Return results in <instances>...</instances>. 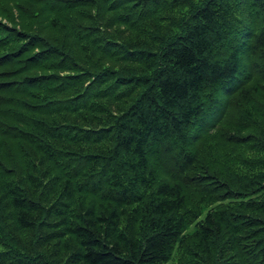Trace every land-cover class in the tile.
Masks as SVG:
<instances>
[{"label":"trees","instance_id":"1","mask_svg":"<svg viewBox=\"0 0 264 264\" xmlns=\"http://www.w3.org/2000/svg\"><path fill=\"white\" fill-rule=\"evenodd\" d=\"M0 264H264V0H0Z\"/></svg>","mask_w":264,"mask_h":264}]
</instances>
